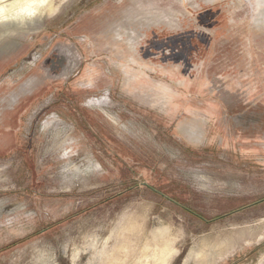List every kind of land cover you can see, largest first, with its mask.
<instances>
[{
    "label": "rangeland",
    "instance_id": "1",
    "mask_svg": "<svg viewBox=\"0 0 264 264\" xmlns=\"http://www.w3.org/2000/svg\"><path fill=\"white\" fill-rule=\"evenodd\" d=\"M263 231V0H48L0 26V264H183L249 233L213 264H264Z\"/></svg>",
    "mask_w": 264,
    "mask_h": 264
},
{
    "label": "bare ground",
    "instance_id": "2",
    "mask_svg": "<svg viewBox=\"0 0 264 264\" xmlns=\"http://www.w3.org/2000/svg\"><path fill=\"white\" fill-rule=\"evenodd\" d=\"M47 5L48 0H0V26H5L6 28H11L13 30L22 28L28 25V23L36 20V18L41 17L45 13ZM92 102H90V104L93 105ZM100 102H97L99 103V106L101 105ZM94 104L96 105V103ZM105 114H107L115 123H120L119 119L112 116L109 112L105 111ZM88 162L95 166L94 164L96 161L94 162L89 159ZM74 167L76 166L74 165ZM248 236L249 237L241 235L238 237V241L234 238V240L231 239L230 241L218 240L219 242H208L207 239H204V241H202L200 245L198 244L195 249L191 248L192 250L187 256H185L184 262L185 264H189L192 260L193 264H213L217 262L218 259L224 258L228 256L230 252L234 251L238 242L244 240L249 243L253 240L260 241L262 238V235H255L252 233H249ZM168 253L169 250L166 246L162 248V255L166 256Z\"/></svg>",
    "mask_w": 264,
    "mask_h": 264
},
{
    "label": "flooded vegetation",
    "instance_id": "3",
    "mask_svg": "<svg viewBox=\"0 0 264 264\" xmlns=\"http://www.w3.org/2000/svg\"><path fill=\"white\" fill-rule=\"evenodd\" d=\"M142 72H146V71L144 70V71H142Z\"/></svg>",
    "mask_w": 264,
    "mask_h": 264
}]
</instances>
